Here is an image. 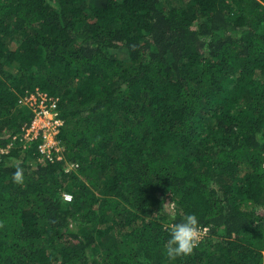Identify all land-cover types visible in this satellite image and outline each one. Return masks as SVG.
Listing matches in <instances>:
<instances>
[{"label": "trees", "instance_id": "16d2710c", "mask_svg": "<svg viewBox=\"0 0 264 264\" xmlns=\"http://www.w3.org/2000/svg\"><path fill=\"white\" fill-rule=\"evenodd\" d=\"M37 89L63 158L1 156L0 264H264V0H0V145Z\"/></svg>", "mask_w": 264, "mask_h": 264}, {"label": "built area", "instance_id": "2783aa9c", "mask_svg": "<svg viewBox=\"0 0 264 264\" xmlns=\"http://www.w3.org/2000/svg\"><path fill=\"white\" fill-rule=\"evenodd\" d=\"M19 103L28 105L34 114L31 121L23 126L20 134H15L14 138L6 145H0V158L4 153L9 152L17 139H21L25 145L35 139H41L38 147L42 152V158L54 160L63 158V147L57 138V129L64 123L58 109V97L49 95L41 90H26L19 97ZM78 163L69 164L67 169L77 166ZM64 197L68 200L72 194L65 192Z\"/></svg>", "mask_w": 264, "mask_h": 264}, {"label": "clouds", "instance_id": "9594fccd", "mask_svg": "<svg viewBox=\"0 0 264 264\" xmlns=\"http://www.w3.org/2000/svg\"><path fill=\"white\" fill-rule=\"evenodd\" d=\"M12 179L16 184L22 185L24 183L23 167H16V170L12 175ZM174 209L175 205L171 202L163 203L160 213L170 215L174 220ZM168 230L170 238L166 241L165 251L167 257L172 261L179 256L191 254L194 248H196L200 243L203 233L207 231L206 229L201 228L195 214L183 216L181 222L172 223Z\"/></svg>", "mask_w": 264, "mask_h": 264}, {"label": "rangeland", "instance_id": "374dc122", "mask_svg": "<svg viewBox=\"0 0 264 264\" xmlns=\"http://www.w3.org/2000/svg\"><path fill=\"white\" fill-rule=\"evenodd\" d=\"M42 158V157H41Z\"/></svg>", "mask_w": 264, "mask_h": 264}]
</instances>
